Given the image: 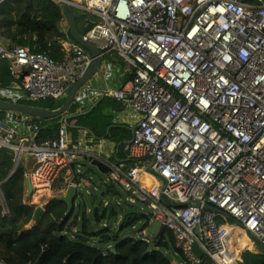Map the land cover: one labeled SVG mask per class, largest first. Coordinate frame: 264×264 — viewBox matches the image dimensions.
I'll use <instances>...</instances> for the list:
<instances>
[{"label": "built area", "instance_id": "built-area-1", "mask_svg": "<svg viewBox=\"0 0 264 264\" xmlns=\"http://www.w3.org/2000/svg\"><path fill=\"white\" fill-rule=\"evenodd\" d=\"M70 5L92 25L83 39L99 41L102 56L115 53L132 69L128 89L104 93L122 102L131 136L121 158L117 147L102 155L107 145L94 143L86 131L72 138L65 122L55 139L37 141V124L19 127L14 118L0 119V149L10 150L14 165L25 168L32 197L47 199L63 171L76 175L97 160L128 203L146 205L172 233L184 264H200L204 257L241 264L245 250H264V0ZM67 52L56 62L7 48L0 35V65L8 62L18 81L10 91L19 88L28 101L63 100L85 75L90 54L76 43ZM7 95L0 87V102H8ZM241 238L249 248L239 246Z\"/></svg>", "mask_w": 264, "mask_h": 264}, {"label": "trees", "instance_id": "trees-1", "mask_svg": "<svg viewBox=\"0 0 264 264\" xmlns=\"http://www.w3.org/2000/svg\"><path fill=\"white\" fill-rule=\"evenodd\" d=\"M253 4L254 0H243ZM65 16L62 3L56 0H7L0 4V35L7 47H22L32 54H42L60 62L66 55L65 44L70 43L69 32H64L61 24ZM76 26L86 33L92 25L77 16ZM15 81L9 72V63L0 65V87L10 91ZM16 91V90H15ZM64 102L18 100V104L43 110H54ZM79 102L74 101L67 112V129L76 138L77 129H86L94 141L102 139L115 144L119 156L125 143L130 139L127 128L115 124V116L123 110V104L110 96H103L91 108L79 110ZM4 113L0 112V119ZM21 117V116H14ZM64 116L53 119L31 118L38 124L37 141L55 139ZM74 179V175L71 176ZM25 168L22 164L14 165L13 153L0 149V187L4 199V208L0 205V262L3 264H173L163 253V249L174 248L172 233L162 226L152 241L137 238L120 237L109 228L102 230L92 226V220L82 213L65 216L64 203L52 200L44 203L39 220L28 226L36 208L32 199L26 198ZM71 179V180H72ZM60 187L54 186L52 195L58 196L68 184L63 177L58 179ZM113 185L106 187V194H116ZM110 207V206H109ZM96 210L93 221L99 225L107 219L108 209ZM114 213L113 209L110 216ZM137 221L135 214H125L120 230L132 226ZM150 218H146V225ZM145 225V226H146ZM97 237L101 243H113L111 248H98L92 238ZM108 246V245H107ZM111 249L115 252L111 253ZM180 255L179 253H177ZM181 256V255H180ZM200 264H213L204 257ZM241 264H264V250L253 253L245 250Z\"/></svg>", "mask_w": 264, "mask_h": 264}, {"label": "rangeland", "instance_id": "rangeland-1", "mask_svg": "<svg viewBox=\"0 0 264 264\" xmlns=\"http://www.w3.org/2000/svg\"><path fill=\"white\" fill-rule=\"evenodd\" d=\"M1 119L6 120L9 123L10 119L13 118L12 115L4 113ZM77 170L79 175H82L86 170H89L90 173L84 177L85 182L79 186L78 192L80 195L75 199L76 208L71 216V221L74 220L76 214L80 216L82 213H85L86 216L92 220V226L95 231L96 228H98V230H102L103 228L107 227L112 233L119 234L120 237H133L144 241H152L156 238L162 228V224L159 220L153 218L151 210L146 205L139 203H128L126 201L125 194H123L116 185H113L117 192L116 194H106V187L112 184L108 180L107 176L105 174L99 173L95 167L86 164L84 167H79ZM89 181L91 183H89ZM99 183H102L103 185L101 190L96 187ZM88 192L97 196L96 203H91V195L88 194ZM49 197H51V195ZM47 199L43 197L33 200L32 197V202L35 204H40L39 206H44V203ZM104 202L110 204V207L113 208L114 213L109 217V220H103L102 223L97 225L93 221V215L96 210L100 212L103 209L102 204ZM131 213L137 216V221L134 223V225L127 226L120 230V226L124 221L125 214ZM146 218H150V221L147 225ZM92 242L98 248H105L107 245L113 244L101 243L97 237H93ZM247 245L248 242L246 239L239 241V246L241 248L248 247ZM163 253L173 262V264H184L182 257L178 255L172 247L168 250L163 249Z\"/></svg>", "mask_w": 264, "mask_h": 264}, {"label": "water", "instance_id": "water-1", "mask_svg": "<svg viewBox=\"0 0 264 264\" xmlns=\"http://www.w3.org/2000/svg\"><path fill=\"white\" fill-rule=\"evenodd\" d=\"M61 2H62L63 12H64V16H65V19H66V22L69 28V34L71 36V39L73 40V42H75L79 46L83 47L86 51H88L92 58V64L90 68L85 73V75L82 78H80L75 83V85L70 89L63 104L57 109L43 110V109L23 106V105L16 104V103L0 102V112L19 115V116H25V117H30V118H39V119L57 118L59 116L65 115L68 112V110L70 109L74 101L76 100L79 92L84 86H86L96 76L101 78L100 63H101L102 54L99 49L100 42L95 41V40H91L90 42H87L83 39L81 32L78 31L76 27V18L78 15L74 13V10L70 5L71 0H61ZM17 90H20V89L17 88ZM93 107H91L89 111ZM89 165L92 167H95L98 170V172L101 174H106L108 172V168L105 167L104 164L100 161L94 160ZM89 173L90 171L86 170L82 175L78 176L74 180V183L69 184L66 187L64 192H62L58 196L49 197L46 200L45 204H48L52 200L64 203L66 206L65 216L69 217L72 214L73 209H74V201L76 199V195L79 190L78 186H80L81 184H83V182H85L84 177ZM89 183L91 182L89 181ZM76 185L78 186L76 187ZM25 186H26V196L30 197L32 195V187H31L30 180L28 178L25 179ZM102 186H103L102 183H99L98 189L101 190ZM96 202H97V196L92 195L91 203L94 204ZM112 209H113L112 207H109L108 209L107 220H109ZM42 211H43V206H38L36 208L33 214V217H32L33 223H36L39 220ZM110 251L111 253L115 252L114 249H111ZM192 251L198 258L200 259L202 258L201 251L195 245L192 246Z\"/></svg>", "mask_w": 264, "mask_h": 264}, {"label": "crops", "instance_id": "crops-1", "mask_svg": "<svg viewBox=\"0 0 264 264\" xmlns=\"http://www.w3.org/2000/svg\"><path fill=\"white\" fill-rule=\"evenodd\" d=\"M74 13L76 15H78V16H81L79 14V12H77V11H74ZM83 19L85 20V18H83ZM61 27H62L64 32H67V33L69 32V28H68V25H67L66 21L61 24ZM77 30H78V28H77ZM82 34H84V33L81 32V35ZM70 38H71V36H70ZM73 43H75V42H73V40H72L70 43L64 45V48L66 50V55L63 58V60L65 58H67V56H68V52H67L68 45L69 44H73ZM3 45H4V43H3ZM7 48H10V47H7ZM88 54H89V52H88ZM100 69H101V78L96 76L86 86H84L81 89V91L79 92L78 97L79 98L83 97V100L81 101V103H79L80 105H79V111L78 112L82 111L85 108L93 107L98 102V100L102 99L103 96H105L104 95L105 90H108V91H110V90H120V89H125L126 90V89L129 88V85H130V82H131L132 76H133L132 69L128 65H126L125 62L120 57H118L115 53H110V54H106V55L102 56L101 63H100ZM4 91H6V90H4ZM8 93L10 95L9 96L7 95L9 97L8 98L9 101L7 103H16V104H18V100H20L21 98L22 99H26L24 93H22L20 90H16V91L14 90V91H10V92L7 91V94ZM5 114H8V113H5ZM10 115H12V118L17 120L19 127H21L20 125L22 123H24V122H27V121H31L32 122L30 117H25V116L14 117L15 116L14 114H10ZM62 116H64V117L62 118L61 124H63L64 122L67 124L66 121L70 117L67 115V113L65 115H62ZM128 117H129L128 112H123V110H122L118 115L115 116L114 119H115V124L127 128V130L130 132V136H131V131L129 129L130 122H129ZM32 123H34V122H32ZM78 130L79 131L80 130L81 131H86V134L88 133V135L91 136V134L84 128L77 129V133H78ZM101 141H103L105 143V145L109 146V147H107V146L102 147L101 150H100L101 154L109 156V154H111V152H112V147L116 148V145L112 144L108 140H104V139H102L100 141H96V142L94 141V143H99ZM97 148L98 147H95L94 145H92L93 152H98L99 149H97ZM118 157L122 158L123 156L121 154V156L118 155ZM25 163H26L25 166H27V164L29 162L26 161ZM82 167H84V166H82ZM72 175H74V172H73L72 169H69V170L63 171L60 174L59 178L63 177L65 179V181H67L68 184H69V182L72 181L71 180L72 179V177H71ZM58 179H57L56 184L54 186L59 188L60 187V183L58 182ZM67 185H66V187H67ZM66 187H65V189H66ZM96 187H98V186H96ZM26 198H29V197L26 196ZM30 198L32 199V195L30 196ZM35 199H36V197H33V200H35ZM32 224H33V222L31 221V223L28 226H31ZM111 247H112L111 245H108L105 248H111ZM105 248H101V249H105ZM260 250L261 249H259L257 247V251H255L253 253H259Z\"/></svg>", "mask_w": 264, "mask_h": 264}, {"label": "clouds", "instance_id": "clouds-1", "mask_svg": "<svg viewBox=\"0 0 264 264\" xmlns=\"http://www.w3.org/2000/svg\"><path fill=\"white\" fill-rule=\"evenodd\" d=\"M78 176H80L78 173L74 176V179H72V181L74 182V180L78 177ZM68 186V185H67ZM65 191V189L62 191V192H64ZM51 196H53V195H51ZM91 197H92V194H91Z\"/></svg>", "mask_w": 264, "mask_h": 264}, {"label": "bare ground", "instance_id": "bare-ground-1", "mask_svg": "<svg viewBox=\"0 0 264 264\" xmlns=\"http://www.w3.org/2000/svg\"><path fill=\"white\" fill-rule=\"evenodd\" d=\"M242 239H243V238H241L240 240H242ZM247 246H248V248H249V247H250V244H248Z\"/></svg>", "mask_w": 264, "mask_h": 264}]
</instances>
